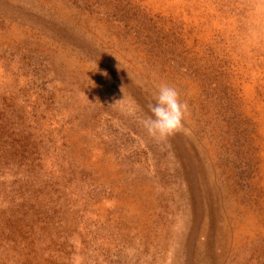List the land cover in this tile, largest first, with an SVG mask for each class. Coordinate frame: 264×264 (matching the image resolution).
<instances>
[{
  "label": "rangeland",
  "instance_id": "obj_1",
  "mask_svg": "<svg viewBox=\"0 0 264 264\" xmlns=\"http://www.w3.org/2000/svg\"><path fill=\"white\" fill-rule=\"evenodd\" d=\"M0 264H264V0H0Z\"/></svg>",
  "mask_w": 264,
  "mask_h": 264
},
{
  "label": "clouds",
  "instance_id": "obj_2",
  "mask_svg": "<svg viewBox=\"0 0 264 264\" xmlns=\"http://www.w3.org/2000/svg\"><path fill=\"white\" fill-rule=\"evenodd\" d=\"M154 103L148 105V115L142 125L149 136L166 140L185 130L184 121L188 105L181 100L180 92L172 85L161 83L153 93Z\"/></svg>",
  "mask_w": 264,
  "mask_h": 264
}]
</instances>
